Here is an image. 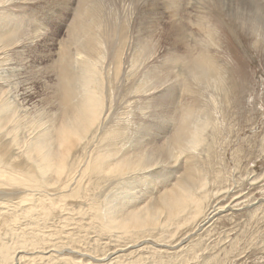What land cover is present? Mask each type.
<instances>
[{
  "label": "bare ground",
  "instance_id": "obj_1",
  "mask_svg": "<svg viewBox=\"0 0 264 264\" xmlns=\"http://www.w3.org/2000/svg\"><path fill=\"white\" fill-rule=\"evenodd\" d=\"M105 1L107 0H0V65L4 66L5 69H9L10 71H7L13 75L16 74L13 70L17 68L14 67L16 64L15 62H17L14 59L16 58L18 62H21V60L26 58L28 45L30 46L31 44H27L29 41L28 38L31 37L37 42L40 41V43H43L46 39L48 41L44 43L49 42L50 46H54V44L58 42L57 40L60 33L58 36L51 34L50 37L47 35V30L53 28L50 25V21L54 22V19H57L62 26L59 27V30L61 28L65 29L62 30V32H65V39L63 43L60 44L59 58L56 53L57 59L51 66L57 68L55 69L57 71H53L50 75L47 73L46 77L43 76L53 81L54 88L53 96L45 98L47 104L53 108V112L52 114L49 113L50 116L43 117L44 121H42L43 119H41V116H39V119L38 115L40 113H38L37 116H35L37 114L35 113L34 116L36 118H32L34 117L33 115L20 114L21 109L19 110V107H17L19 104H17L15 99L11 100L10 98L9 92L11 89H8L9 92L5 90L7 87L14 88L15 86L12 83L11 85L9 84L10 86L6 84L7 81V83L11 82L8 79L7 81L5 80L6 82L2 80V83H0V196H2V194L6 195L7 193L10 195L11 193L9 190L15 188L21 189L25 194L18 203L12 205L11 210L7 208L5 212L3 211L4 207L1 206L5 205L4 201L0 199V264H22V260L25 259L26 256H21V254L29 253L27 251L28 249L31 255H34L33 253L37 251L40 245L38 237L42 235L41 231V235L39 234L38 229H41L40 226L46 224L45 220L49 219L55 206H57V203L53 199L47 198V200H45L44 197L40 195L44 192L42 189H48V187L54 186L55 184L58 185L65 176L66 179L69 180L73 170H78L79 173H74L81 175V186H78L79 188L82 187L84 183L83 179L87 180L89 177L101 179L104 183H109L111 185V189L113 190L109 194L110 198H107L106 209L103 213L101 212L102 210L100 211L101 214H99L100 216L98 215V218L101 220V226L105 231L115 233L121 238L129 239L131 242L133 241L136 243V241L138 242L140 240L141 243L147 242L145 239L153 237L154 233L152 232L161 228L165 229V232L169 231L170 235L168 238L171 240L178 234L180 229L194 223L200 224L199 227L206 226L213 220L211 218L217 215V211L221 209L220 212L223 213V210H225L224 207L217 208V205L215 206L216 209H207V207L212 206L209 204L213 198L218 196L219 192H210V189H208L209 179L205 177L206 175H202L203 172L201 173L199 170L196 171L190 168L189 171H183L184 173L182 174H177L179 172L176 174L173 173L172 176H174V174L177 175L175 177H172L168 173L171 172L169 166L173 164L171 162L172 160L175 161L176 159V161H178L177 159H180L179 157L189 155L188 153L195 151L204 144L207 138L205 136V131L208 126L206 116L199 113L196 114V111L192 112L194 111L193 108L192 111H184L180 116H173V122L175 123L173 132L169 134V136H165L166 140L165 142L162 141V144L159 143L161 142V138L159 139L157 134H152L150 137L151 132L148 133L146 131H141L139 136L132 139L129 128L125 130V127H121L120 121L115 122L112 126H108L111 115L109 112L112 110V100L109 99L111 88L109 87L113 83L112 81L116 80L121 74L122 59L126 46H118L119 36L117 32L119 24L110 25V23H108L110 22L109 16L105 18L100 10L102 3ZM146 1L149 2L154 0ZM175 1L177 0H166L163 2L170 5ZM180 1L186 4L188 3V0ZM180 1L178 2L180 3ZM204 1L206 2V0ZM210 1L212 2V0ZM16 2H20L21 6L19 10L17 9L15 11ZM29 2L34 3L30 5ZM214 2L216 5H213L217 6V9L219 7L223 11L226 10L231 19H239L240 24H251L249 27L251 29V26L254 27L252 31H254L255 36L264 39V8L259 2L256 0H214ZM192 5L194 6V4ZM28 6L29 8H27ZM213 8L215 7L213 6ZM27 9L29 10L27 11ZM166 9L167 7H165V10ZM169 9L168 7L167 10ZM207 9L209 8L207 7ZM201 11L204 10H200L199 14L202 13ZM206 12L207 11L204 13ZM170 13L173 14L172 16L174 17L176 12L172 11ZM199 14L197 12V16ZM220 15L222 16V14ZM203 16L199 15L197 20L196 17L193 16L195 19L194 21H196L194 24H198L201 28L205 25L203 24ZM70 17H72L71 22H69ZM159 17H156V22L152 19L148 21L146 18L147 21L141 24L139 23L141 26L136 30L137 35L133 33L132 37L131 35L128 37L127 43L131 44L135 42V51L133 54L134 59H132L131 56L129 72L124 73L125 80L132 76V71L133 75L136 74L137 70L140 71L145 61L147 62L152 56L162 52L160 41L167 43L165 51L169 52L168 55L172 56L166 61L171 63L174 62L173 64L178 63V72H180L178 75L179 77H183L185 81L186 78L189 77L201 84L209 82L214 77H217V68L214 65L215 63L212 62V59L209 58L207 50H205L206 54L198 53V51L195 53L193 48L189 50V47H187L189 45L188 40L191 38L193 32H190L186 25L183 24L186 20L185 22L181 19L180 21L170 20V23H167L169 26L166 28V24L165 27L160 24L158 25L157 22H165L163 18L160 19ZM210 18L212 17L210 16ZM113 20H117L116 16ZM66 23L69 24L67 25ZM209 24L208 26L210 28ZM161 27H163V29ZM199 31L201 32L195 33V40L196 42L205 44V41L201 38V34H205V38L207 39V32L203 29ZM244 32L248 33L246 30ZM232 33L235 34V32ZM40 38L42 40H40ZM37 42H35V44H40ZM180 46L187 49L182 51L183 49H181ZM112 48H114L113 54H115V64H113L114 73L110 74L111 64H109L108 61L110 58L112 60ZM142 48L145 49L140 51V55H138L137 52ZM179 55L183 56L180 57ZM44 56L40 58V60H33L34 65H30L29 61H26L28 67L34 66L38 69L39 74L45 75V68H42ZM13 61L15 62L13 63ZM6 66H8V68H6ZM43 67L46 66L43 65ZM22 68L23 65L16 70H23L25 67ZM162 68L160 70L154 68L151 73H144V78H139L138 80L137 78L134 79L132 88V91L135 92L136 95L150 93L146 85L149 81L151 89H155L153 91L151 90L153 94L154 92L156 93L158 89L161 93L160 95H156L157 98H154L158 106L156 107L161 110L162 106L160 105L165 104L166 100L168 101L169 97H167V95L172 92V89L167 88V85L171 82V77L173 78V75H175V69L172 71V68ZM174 68H176V65H174ZM7 71L3 72L5 73ZM22 72L23 71H21V73ZM10 77L12 76L10 75ZM52 78H54L56 82H54L55 80H52ZM175 78L178 77L175 76ZM129 81L126 82V89ZM186 83L187 81L184 84L187 85ZM164 86H166V89H160ZM19 93L20 92L17 94ZM32 107H35V105ZM167 107L165 110L168 111L169 109ZM30 110L31 109H29V111ZM197 111L200 112L199 110ZM45 114L46 113H43V115ZM152 117V119L157 120V115ZM211 123L209 124L211 125ZM43 125L44 129H42ZM153 126L155 125L153 124ZM146 128L152 131L153 127L149 125ZM30 131H35V133H37L30 134ZM99 132H103V136L100 141L97 142V145L100 147L102 144L103 146H101V148L97 147V152L95 154L93 153L94 155H90L88 157L90 159L87 158L88 160L86 162L87 164L85 163V167L81 168L83 159L86 158L82 156V153L89 144L91 145L93 143ZM27 133L28 135L34 136H28ZM161 135L163 134L161 133ZM131 140H133V142H131ZM12 152H18L16 155L21 157V161L19 160L18 164H16L17 157L14 156ZM91 152H93V150ZM193 156H195V154ZM75 157L76 159L74 160L73 158ZM185 159L184 161H186ZM71 160L76 161V164H73L74 169L71 167ZM180 169L183 170L182 168ZM149 176L151 177L148 183L152 184V188L151 185L148 186L146 184V179ZM157 179L159 180L158 183L162 182L161 185L164 183L162 185L163 187L161 186L158 188L159 191H157L158 189L155 190L154 187ZM259 180L261 179L259 178ZM66 183V181L63 182V189ZM78 183L80 184V182ZM83 189L85 190V188ZM55 190L57 189L55 188ZM19 195L21 194L19 193ZM75 195H80L78 189H73L69 197ZM61 197L63 198L62 201L64 199L67 201L68 199L67 195L62 194ZM90 200L93 199L90 198ZM87 202L90 203L91 201ZM61 207L62 206L58 208ZM90 207H93L92 204ZM86 211L87 210H85V212ZM11 213H13L14 216L9 218ZM91 213L92 212H90V214ZM23 219L27 220V223L24 225L25 229H21L20 234H16V232H18L16 227ZM6 234L16 237L17 243L13 242L7 244L8 241H5ZM36 258L44 259L45 256L39 254ZM33 261L35 260L32 258V261L27 264H33Z\"/></svg>",
  "mask_w": 264,
  "mask_h": 264
},
{
  "label": "rangeland",
  "instance_id": "obj_2",
  "mask_svg": "<svg viewBox=\"0 0 264 264\" xmlns=\"http://www.w3.org/2000/svg\"><path fill=\"white\" fill-rule=\"evenodd\" d=\"M163 1L166 0H154L149 2L146 0H107L103 2L100 7L105 18H108L109 16L110 22L108 23H110V25L119 24L117 32L119 36L118 46H126L122 59L121 74L116 80L112 81L113 83L109 87L111 88V92H109L110 97H108L112 100V110L109 112L111 115L109 118L110 120L108 119V126H112L115 122L120 121V125H122L121 127H125V130L129 128L132 139L139 136L141 131H146L148 133L151 132L150 137L152 134H157V137L159 139L161 138V142L159 143L162 144L166 140L165 136H169V134L173 132L175 126L173 116H180L184 111H192V108L194 110L192 112L196 111V114L199 113L206 116L207 125L210 127L207 126L205 131V136L207 137H205L206 143L204 142V144L198 147L195 151L188 153L189 155L179 157L180 159H177L178 161H176V159L175 161L172 160L171 162L173 164H171L173 167L172 165L169 166L170 168L168 167L171 169V172L168 173L171 176L173 173L176 174L177 172H179L177 174H182L189 171L190 168L195 169L196 171L199 170L201 173L203 172L202 175H206L205 177L209 179L210 186L208 185V189H210V192H219L218 196L213 198L209 204L212 206L207 207V209H216L215 206L217 205V208L224 207L225 210H223V213L220 212L221 209L220 211H217V215L212 217L211 219L213 220H211L206 226L199 227L200 224L194 223L180 229L178 234L171 239L172 241L168 238L170 235L169 231L165 232V229L161 228L153 231V237L145 239L147 242L141 243V240L138 242L136 241V243L133 241L131 242L129 239L121 238L115 233L105 231L101 226V220L98 218V215L101 214V212L103 213L106 209L107 198H110L109 194L113 190L111 189V185L109 183H104L101 179L89 177L87 180L83 179L84 183L82 187L79 188L78 186H81V175L76 174L79 173L78 170H73L69 180L66 179L65 176L58 185L55 184L54 186L48 187V189H42L44 192L40 195H42L45 200H47V198L53 199L57 203V206H55L49 219L45 220L46 224L40 226L41 229H38L39 234L42 232V235L40 234L41 236L38 237L40 243L39 248L33 253L34 255H31L29 249L27 250L29 253L21 254V256H26V260L23 259L22 264L31 262L32 258L35 260L33 261V264H264V39L255 36L254 31H252L254 27L251 26L252 29L249 27L251 24H240V20L231 19L226 10L223 11L219 7L217 9L214 0H212V2L210 0H206V2L204 0H196L197 2L195 0H188L187 4L177 0L170 5L165 4ZM178 1H180V3ZM256 1L264 8V0ZM29 3L31 5L34 2ZM20 4V2L16 4L17 8L15 7V11L17 9L19 10L21 6ZM192 4H194V6ZM165 7H167V9L169 7L170 9L165 10ZM207 7L209 9H207ZM27 8H29V6ZM28 10L29 9H27V11ZM200 10L204 11H201L202 13L199 14ZM172 11L176 12L174 17L172 16L173 14L170 13ZM205 11L207 12L204 13ZM197 12L201 16L204 15L203 24L205 25H203L202 28L199 27L198 24H194L196 22L194 21V17H196V20L199 17V15L197 16ZM218 14H222V16H219ZM115 16L117 20H113ZM210 16L212 18H210ZM156 17L164 19V23H157L163 27H165L166 24V28L169 26L168 24L170 23V20L180 21L181 19L184 20V22L186 20L183 24L186 25L190 32H193L191 38L188 40L189 45L187 47H189V50L190 48H193L195 53L198 51V53L206 54L205 50H207L209 58L215 63L214 65L217 68L216 71L218 76L216 75L217 77H214L211 81L201 84L188 77L186 78L187 85H185L184 83L186 81L181 76L180 79L178 75L180 73L178 72V63L173 64L174 62H167L168 59L172 57L171 55H168L169 52L165 51L167 43L160 41L163 53L159 52L157 55L152 56V58L142 64L144 66L140 68V71L137 70L134 75L132 71V76L125 80L124 73L129 72L131 56L132 59H134L133 54L135 51V42L129 44L127 43V39L130 35L132 37L133 33L137 35L136 30L141 26L139 23H144V21L147 20L150 21V19L156 22ZM71 20L72 17H70L69 22H71ZM56 21L57 19H54V22L50 21V25L53 28H51L52 31L50 29L47 30V35L50 37L51 34L58 36L60 33L57 40L58 42L55 43L54 46H50L49 42L44 43L45 41H48L46 39L43 43H40L39 39V42H37L30 37L28 38L29 41L27 44H31L30 46L28 45L27 48L26 60L23 59L21 62H18V59L15 58L14 60L19 64L13 61V63H16L14 66L15 68H21L23 65V68L25 67L24 69L22 68L23 70H16V68L13 70L16 74L13 75L8 72L10 71L9 69H5L4 66L0 65V83H2V80L3 82H6L8 79L11 82L9 81L10 83H7V81L6 84L11 85L12 83L15 86L14 88L7 87L5 90L9 92L8 89H11L9 92L11 96L10 98L11 100L15 99L17 104H19L17 107H19V110L21 109L20 114L34 116L35 113H37L35 115L37 116L38 113H40L38 117L41 116V119H43L42 121H44L43 117H48L53 112V108L47 104L45 99L53 96V81L44 77L47 76V73L50 75L53 71H57L55 70L57 68L51 66L60 54V44L63 43V40L65 39V32H62V30L65 29L61 28L59 30L61 24L59 21ZM208 24L210 25V28ZM195 25L196 28H201H198L199 30L203 29L207 32V39L205 38V34H201V38L205 41V44L196 42L195 33H200L201 31L196 29ZM163 27L161 28L163 29ZM244 29L248 33L244 32ZM232 32H235V34ZM40 40L42 39L40 38ZM35 42L40 44H35ZM113 49L114 48H112L111 55L114 53ZM144 49L145 48L139 50L137 54L140 55V51ZM181 49H183L182 51H185L187 48L181 47ZM32 51H35L34 53L36 56ZM113 55L111 56L112 60L110 58L108 61V63L111 64L109 71L110 74L114 73L113 64H115V54ZM43 56V65L46 67H43L42 65V68H45V75L39 74L38 69L34 66L28 67V63L26 62L29 61L30 65H34L33 60H40ZM179 56L181 57L183 55ZM174 65H176V68H174ZM162 67L165 69L172 68V71L175 69V75L172 74L174 77H171L172 80H170L171 82L167 85V88L172 89V92L167 95V97H169L168 101H163L165 104L160 105L162 106L161 110L157 108V103L154 101V98H157L156 95H160L161 93L158 89L157 92H154L153 94L152 91L155 89H151L149 81L146 85L148 86L147 88L150 93L136 95L135 92L132 91V88L134 79L137 78L138 80L139 78H144V73H151L154 68L160 70ZM6 68H8V66H6ZM3 71L7 72L4 73ZM21 71L25 74L23 72L21 73ZM175 76L178 78H175ZM54 78H52V80L56 79ZM42 79H45L46 82ZM127 81H129V83L126 89ZM54 82H56V80ZM181 85L185 87L183 88ZM164 87L160 89H166V86ZM16 92H20V96ZM33 105H35V107H32ZM166 107L169 109L168 111L165 110ZM29 109H31L32 112L31 110L29 111ZM43 113L46 114L43 115ZM155 115H157V120L152 119V116ZM35 116L32 118H36ZM209 123H211V125ZM153 124L155 126H153ZM149 125L153 127L152 131L150 129L149 131L148 128H146ZM43 127L44 125L42 126V129H44ZM29 133L34 134L35 131H30ZM99 133L93 143L91 142L92 144H89L84 152L82 151V156L86 158L83 159L81 168L85 167L87 164V160L90 159L88 157L94 155L98 148L103 146L102 144L100 147L97 145V142L100 141L103 136V132ZM161 133L163 135H161ZM30 134L28 135L27 133L28 136H34ZM131 142H133V140H131ZM92 150L93 152H91ZM16 153L18 154V152H12V154L17 157L16 164H18L21 157L19 155L17 156ZM194 154L195 156H193ZM76 157L73 159L75 160ZM184 159L186 161H184ZM74 160H71L72 162L70 161L73 169V166L76 164V161ZM175 174L172 177L177 176ZM150 177L151 176L146 179L147 183H145L148 186L151 185L152 188V184L148 183ZM259 178L261 180H259ZM64 181L67 183L63 189L64 185L62 184ZM77 181L80 182V184ZM156 182L154 184L155 190L164 184L161 185L162 182L158 183V179ZM83 188H85V190ZM73 189H78L80 195L69 197L73 192ZM20 190L21 189L18 188L11 189L9 190L11 193L10 195L7 193V196L5 194L0 196V199L4 201L5 204L1 205L4 207V212L7 211V208H10L11 210L12 205L18 203L23 195H25L22 190ZM157 191H159V189ZM19 193L21 195H19ZM62 194L68 196V199L66 198L67 201L65 199V201H62ZM78 197L82 198L80 199ZM90 198L94 201L90 200ZM87 201L91 202L89 203ZM91 204L95 207H90ZM60 206L62 207L58 208ZM85 210L87 211L85 212ZM89 211L92 213L90 214ZM98 211L101 212L99 213ZM12 216H14L13 213L9 215V218ZM25 223H27V220L23 219L22 222L18 224L16 227L18 232H16V234H20L21 229H25ZM5 237V241H8L7 244L13 242L17 243L16 237L8 234H6ZM39 254L45 256V258H36Z\"/></svg>",
  "mask_w": 264,
  "mask_h": 264
}]
</instances>
